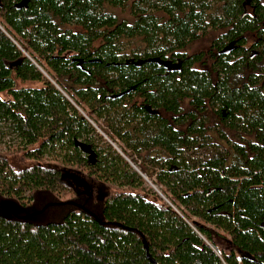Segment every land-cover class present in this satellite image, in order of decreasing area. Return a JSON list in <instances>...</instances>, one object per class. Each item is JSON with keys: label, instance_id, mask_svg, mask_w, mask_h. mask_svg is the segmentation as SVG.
<instances>
[{"label": "trees", "instance_id": "16d2710c", "mask_svg": "<svg viewBox=\"0 0 264 264\" xmlns=\"http://www.w3.org/2000/svg\"><path fill=\"white\" fill-rule=\"evenodd\" d=\"M16 1L0 0V264H264V0Z\"/></svg>", "mask_w": 264, "mask_h": 264}, {"label": "rangeland", "instance_id": "374dc122", "mask_svg": "<svg viewBox=\"0 0 264 264\" xmlns=\"http://www.w3.org/2000/svg\"><path fill=\"white\" fill-rule=\"evenodd\" d=\"M109 9V8H108ZM109 11H111L112 13H114V14H116L117 16H119V17H128V11H127V8H124V9H121V8H119V7H112V8H110L109 9ZM216 36V33H209L208 34V36L206 35L205 37H203V38H200L199 40H197V41H194L193 43H191L190 44V46L187 48V53H190V52H193V51H196V50H198V49H200V48H203V47H206V46H208V44H209V42H210V40L213 38V37H215ZM249 41H250V39H248L247 38V44H246V47H248L249 45ZM18 85V84H17ZM95 130H96V132L97 133H99L101 136H102V138L108 143V144H110V140L106 137V135L101 131V130H99V129H97V128H95ZM9 139L8 138H4L3 140H2V142L0 143V152H4L5 151V149H4V143H3V141H5V143H7V144H9L10 143V141H8ZM112 142V141H111ZM113 143V142H112ZM114 144V143H113ZM111 145V144H110ZM115 145V144H114ZM112 146V145H111ZM129 158V157H128ZM130 161V160H129ZM133 161L134 162H132L133 163V166H135L136 168H138V170H141V166L139 165V162H138V160H136V159H134L133 158ZM140 166V167H139ZM132 168V170H134L133 169V167H131ZM144 174V173H143ZM146 177V179H144L143 177V181H144V184H145V186H147V187H149L158 197H159V195H158V193H159V190H158V188H156V186L154 185V184H152L151 183V181H153V177L150 175V174H147V176H145ZM150 181V183L151 184H149V182L148 181ZM90 183H88V185H89ZM92 184V183H91ZM93 185V184H92ZM90 189V192L92 193V195L94 196L95 195V193H96V191H95V187L94 186H92L91 188H89ZM94 190V191H93ZM80 191H83V189H81L80 188ZM93 191V192H92ZM160 194V193H159ZM161 195V194H160ZM162 196V195H161ZM45 197H48L47 195L45 196ZM148 198H150V199H154L152 196H149ZM162 199V198H161ZM162 200H164V199H162ZM156 201V200H155ZM165 201V200H164ZM36 219H39V218H41V217H39V216H37V217H35ZM42 219V218H41ZM218 247L219 248H221L222 246L218 243ZM224 251L226 252V250L224 249Z\"/></svg>", "mask_w": 264, "mask_h": 264}, {"label": "water", "instance_id": "95a60500", "mask_svg": "<svg viewBox=\"0 0 264 264\" xmlns=\"http://www.w3.org/2000/svg\"><path fill=\"white\" fill-rule=\"evenodd\" d=\"M28 1H29V0H19V2L16 3L15 7H16L17 9H19V8L23 7ZM232 48H233V42H230V43H228L226 46H224L221 50H219L218 54H227ZM254 55H256V51H253V54H252L250 57L252 58ZM159 63H162V64H164V65L167 64V63L164 62V61H163V62H159ZM130 90H131V88H129V89H127V90H124L123 92H120V93H118V94H116V95H110V96H108V98H110V99L120 98V97H122L123 95L127 94ZM110 144L112 145V147L116 148L115 145H113L112 143H110ZM129 164H130V166L133 167V169L139 174V172L137 171V169H136L131 163H129ZM158 195H159L161 198H163L159 193H158ZM166 202H167V201H166ZM142 242H143V244H144V241H142ZM144 248H145V250H146L145 245H144ZM147 257L150 258L148 255H147ZM151 262H152L153 264H155V262H154L153 260H151Z\"/></svg>", "mask_w": 264, "mask_h": 264}, {"label": "flooded vegetation", "instance_id": "af4514ba", "mask_svg": "<svg viewBox=\"0 0 264 264\" xmlns=\"http://www.w3.org/2000/svg\"><path fill=\"white\" fill-rule=\"evenodd\" d=\"M19 2V0H17L16 2H15V5H16V3H18ZM245 13H247V14H251L252 13V9L250 8V7H248L247 6V9H246V12ZM253 48H250L249 49V52H248V58L249 59H251V55L253 54ZM253 58V57H252ZM147 110H150V109H147ZM150 112H152V113H154V114H157V115H159L160 114V112H158V111H150ZM95 187V186H94ZM86 189V194H88V195H91V196H93L92 195V193L90 192V189L89 188H85ZM94 191V190H93ZM92 191V192H93ZM95 191H96V193H95V195L93 196V197H95V198H98V197H100V195H102L103 194V192H102V187L101 186H96L95 187ZM102 193V194H101ZM100 198H102V197H100Z\"/></svg>", "mask_w": 264, "mask_h": 264}, {"label": "crops", "instance_id": "0c3cea01", "mask_svg": "<svg viewBox=\"0 0 264 264\" xmlns=\"http://www.w3.org/2000/svg\"><path fill=\"white\" fill-rule=\"evenodd\" d=\"M139 173H140V172H139ZM140 174H141V175H144V174H142V173H140ZM140 174H139V175H140ZM141 175H140V176H141ZM144 176H145V175H144ZM141 177H142V176H141ZM145 178H146V177H145ZM162 199H164V198H162ZM164 200H165V202H166V199H164Z\"/></svg>", "mask_w": 264, "mask_h": 264}, {"label": "built area", "instance_id": "2783aa9c", "mask_svg": "<svg viewBox=\"0 0 264 264\" xmlns=\"http://www.w3.org/2000/svg\"><path fill=\"white\" fill-rule=\"evenodd\" d=\"M140 175H141V174H140ZM141 176H142L144 179H146L144 175H141ZM147 181H148V180H147ZM148 182H149V181H148Z\"/></svg>", "mask_w": 264, "mask_h": 264}]
</instances>
